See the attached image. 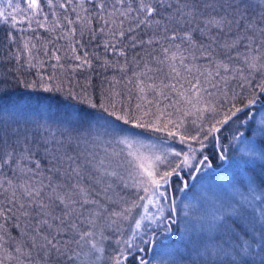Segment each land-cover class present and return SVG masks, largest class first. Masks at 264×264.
<instances>
[{
	"label": "snow or ice",
	"instance_id": "6c2138e0",
	"mask_svg": "<svg viewBox=\"0 0 264 264\" xmlns=\"http://www.w3.org/2000/svg\"><path fill=\"white\" fill-rule=\"evenodd\" d=\"M0 23V264H264V0H0Z\"/></svg>",
	"mask_w": 264,
	"mask_h": 264
},
{
	"label": "trees",
	"instance_id": "16d2710c",
	"mask_svg": "<svg viewBox=\"0 0 264 264\" xmlns=\"http://www.w3.org/2000/svg\"><path fill=\"white\" fill-rule=\"evenodd\" d=\"M6 25L3 23H0V37L4 35V31L6 29ZM10 89L16 90L18 89L19 91H32L31 89H25L22 84L16 85L15 83H10L9 84ZM259 106V105H257ZM173 145H175V142H172ZM213 150V145L211 143L210 146L207 147V152L210 153ZM212 169L215 170L218 174H223L225 172V167H224V162L220 160H216L215 163L212 166ZM179 194V191L175 192V195L177 196ZM148 256H151V253L148 254Z\"/></svg>",
	"mask_w": 264,
	"mask_h": 264
},
{
	"label": "rangeland",
	"instance_id": "374dc122",
	"mask_svg": "<svg viewBox=\"0 0 264 264\" xmlns=\"http://www.w3.org/2000/svg\"><path fill=\"white\" fill-rule=\"evenodd\" d=\"M210 145H211V142L208 144V146H210ZM172 146H177V145L176 144L175 145L172 144ZM204 171L209 174L208 177H207V179H206V182H210V183H213V184L216 182V179H217L218 176L219 177H222L224 175V173L223 174H218L212 168H210V169L209 168H206ZM202 175H203V173H202ZM182 196H183V194L181 192H179V194L176 196L177 199H178V202H180V198ZM148 258L151 259L152 257L151 256L150 257L148 256ZM154 264H155V262H154Z\"/></svg>",
	"mask_w": 264,
	"mask_h": 264
}]
</instances>
